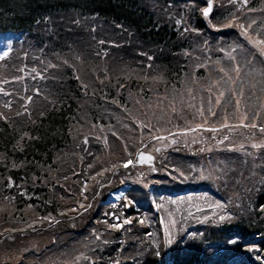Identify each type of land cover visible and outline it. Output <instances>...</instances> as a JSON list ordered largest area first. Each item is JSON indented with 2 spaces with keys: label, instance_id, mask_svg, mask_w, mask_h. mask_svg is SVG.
Returning a JSON list of instances; mask_svg holds the SVG:
<instances>
[{
  "label": "rangeland",
  "instance_id": "obj_1",
  "mask_svg": "<svg viewBox=\"0 0 264 264\" xmlns=\"http://www.w3.org/2000/svg\"><path fill=\"white\" fill-rule=\"evenodd\" d=\"M143 1L183 37L189 32L192 36L201 34L202 40L192 43L196 50L201 48L204 52L203 57L192 58L195 64L188 63L191 71H183L180 87L171 92H176L174 96L159 99L160 93L152 90L145 98L143 108L149 112L150 107L146 106H151L158 121L156 129L160 131L156 133L150 126L153 122L148 126L145 115L140 113L138 102L142 103L144 98L136 89L126 90L124 96L137 104L131 105V113L120 112L122 107L114 98L108 101L107 89L99 90L100 101L95 98L100 76H146L127 65L119 66L109 56L122 54L119 47L124 27L110 26L95 16L59 13L28 34L0 32V115L10 109L31 114L52 104L58 92L51 87L52 80L61 82L59 88L63 86L61 90L68 94L64 80L66 76H74L79 92V110L70 143L65 152L56 155L53 170L44 172L48 174L49 193L60 198L62 210L56 217L37 216L31 222L21 221L19 232H14L10 216L0 221V264H97L114 243L117 228L110 218L118 220L123 231L125 228L130 231L131 218L124 214L130 205L152 209L149 214H140L139 223H145V218L149 221L157 212L159 225L149 235L157 239L154 247L159 256L148 264H168L179 234H185L182 239L196 237L197 225L225 221L231 218L233 210L242 213L252 207L254 187L258 188L264 180V175L258 173L264 169V131L260 130L264 128V94L252 113L242 106V84L248 78L257 85L261 80L264 91V45L257 44L264 40V0L261 14L251 17L246 8L236 16L245 17L243 27L232 22L235 12L242 8L238 0ZM219 3L221 8L231 3L232 9L223 13L216 9ZM209 7L206 16L204 10ZM194 10L206 21L204 30L194 27L191 17ZM227 25L236 27L237 36L216 35ZM211 48L223 54V60H217V76H205L210 80L197 78L199 67L212 74ZM145 54L149 64L153 52ZM242 62L244 68L240 66ZM188 76L191 80L187 81ZM241 76H246L243 81L239 79ZM165 88L162 86L161 91ZM119 92L121 85L113 87L112 94ZM229 92L232 108L229 110L225 105L222 115L216 116L218 112L221 114L220 105ZM140 151L151 155V159H142L148 164L137 163ZM231 171L236 174L235 186L228 182ZM238 174H241L239 181ZM221 182L225 185L219 186ZM187 185L195 186L184 190ZM125 188L128 190L123 193ZM240 188L244 192L236 193ZM100 202L105 207L94 217ZM86 211L90 212L84 214ZM25 218L29 221L33 217L26 213ZM72 226H76V232H72ZM117 237L120 246L126 243L125 237ZM236 241L229 239L223 247L209 251V262L264 264L263 252L252 245L241 246L233 256L238 247ZM107 260L106 264H118L124 258L114 255Z\"/></svg>",
  "mask_w": 264,
  "mask_h": 264
},
{
  "label": "trees",
  "instance_id": "obj_2",
  "mask_svg": "<svg viewBox=\"0 0 264 264\" xmlns=\"http://www.w3.org/2000/svg\"><path fill=\"white\" fill-rule=\"evenodd\" d=\"M217 1L222 2L223 0ZM232 1L235 2V0H231V3ZM238 1H240L242 8L239 7L235 12V18L232 22H237L241 27L245 24L242 20H245V17L242 16L238 19L236 16L240 15L242 9L247 8V13L251 17L255 14H261L263 11V0ZM231 3L225 4L224 8H221L222 3H219L216 9H220L225 13L232 9ZM59 13L95 16L110 26L116 24V26L125 28L123 43L119 47L122 48L120 49L122 54L116 52L109 56L114 57L115 63L119 66L127 65L140 71L139 74H146V76H131L130 78H127L129 76H114V78L111 76L102 78L100 76L101 84L96 90L95 98L100 101L99 90L102 92L107 89L109 96L107 98H110L108 101L114 98L117 101L116 104L118 103L122 107L120 112L124 113L132 108V104L137 106L136 102H130L124 97L127 93L126 90L131 92L136 89L140 97L144 98L142 103L138 102L140 113L145 115L148 126L153 122L150 125L153 127V133L160 131L156 129L158 121L156 115L153 114L152 107L146 106L150 107L149 112L143 108L147 102L145 98H148L152 90L160 93L161 98L159 99L176 94V92H173V94L171 92L174 90L173 88L180 87L183 71H191L188 63L195 64V62H192V58L203 57L204 55L201 48L196 50V46L192 43V40L199 43L202 40V35L198 33L192 36L189 32L183 37L177 28L158 18L157 13L143 0H0V32L17 31L28 34L35 27L46 24L50 18ZM191 17L196 29L204 30L206 28L207 23L198 11L195 12L194 10ZM59 28L61 27L59 26ZM217 34H222L228 38V36H237L238 32L234 25H227V27H222L220 31H217ZM39 41L41 42V38ZM211 41L212 39L210 43H212ZM145 46H148L151 50L145 49ZM112 49L116 51L118 47H112ZM145 52H153V55L149 58V64H146L148 60H146ZM222 55L221 50L211 48L209 57H212L210 59L213 61L212 74L199 67L196 69L197 78L209 79L205 76H217L219 70L216 67L218 66L217 60H223ZM240 66L244 68V62ZM154 74L156 76H153ZM136 77L139 78L140 82L135 81ZM244 77L246 76H241L239 79L242 80ZM66 78L64 84H66V88H69L66 91L68 94L61 90L63 86L59 88L61 82L52 80L51 87L58 90V92H55L57 99L52 104H47L31 114L24 112L25 115L23 112L21 114L13 109L1 111L0 221H4L10 216L12 218L11 225L15 227L14 232L21 230L20 225H18L21 221L31 222L37 216L43 219L56 217L62 210L60 198H53L49 193L47 187L49 185L48 174L44 172L52 171L55 166L56 155L65 152V147L70 143L74 122L77 121L75 116L79 110V92L76 88V79L74 76H66ZM188 80H191L189 76L187 77ZM246 80H242L244 82L242 86L245 90H243L242 95L244 97L242 106L250 108L253 113L261 103V96L264 94L263 85L261 80L259 85L254 81H250L249 78ZM117 85H121V92L112 94L113 87L115 88ZM170 85H173V87H169ZM162 86H166V88L161 91ZM183 88L186 89L184 86ZM231 96V92L226 93V97L220 105V107L223 106L221 114L218 112L216 116L222 115L225 105L229 110L232 108ZM228 109L225 110L227 113ZM131 111L133 112V110H130L128 113H131ZM144 132L148 133L146 129ZM169 154L173 155L174 153L169 151ZM254 154L255 152H253ZM258 173L261 176L264 175V169H261ZM239 175L241 174L237 175L238 181L240 179ZM228 176L231 178L228 181L229 184L235 186V171H231ZM218 185L223 186L225 183L221 182ZM194 186L187 185L183 188L190 187L191 189ZM257 186L258 188L255 189L254 187L252 193V207L250 210H244L240 213L233 210L232 202H230V209L233 210L231 218L221 222L215 221L208 226L201 224L198 227L197 225L195 231L199 235L193 238L186 236L182 239L181 235L185 234H179L174 255L168 264H212L213 262L217 264V260L209 262L208 257L211 255L209 251L223 247L221 245L223 243L227 244L229 239H237L236 242H238L236 244L238 247H235L233 256L243 245L247 247L252 245L258 252L261 251L264 254V180ZM127 190L125 188L124 193ZM184 190L188 189L185 188ZM240 192H244L242 188L236 193ZM56 196H59V193H56ZM97 206L98 209L94 217L97 216V212L102 211L105 204L100 202ZM145 210V207L130 205L124 211L125 216L131 218L130 231L126 230L125 227L123 231L120 227L121 223L118 220H113V216L110 218V223L117 228L113 235L114 243L108 251L102 254L103 260H98L97 264H106L107 257L111 259L114 255L124 258V261L119 260L118 264H130L133 260L145 261L147 264L156 261L159 256L156 254L157 251L154 247L157 239H152L153 236L149 234L159 225L156 218L157 212L153 214L154 217H150L149 221L145 218V223H139L141 215L152 212L151 208ZM89 212L86 211L84 214ZM26 213H31L33 218L27 221L25 218ZM72 227V232H76L74 231L76 226ZM67 235L70 236L68 229ZM117 236L125 237L127 239L126 243L120 246V243L116 242L118 240ZM181 242H183L182 247L180 246ZM135 250L138 254L135 253Z\"/></svg>",
  "mask_w": 264,
  "mask_h": 264
},
{
  "label": "water",
  "instance_id": "obj_3",
  "mask_svg": "<svg viewBox=\"0 0 264 264\" xmlns=\"http://www.w3.org/2000/svg\"><path fill=\"white\" fill-rule=\"evenodd\" d=\"M142 157H143V159L145 158H148V159H151V155L150 154H148V153H146V152H143V151H140L139 153H138V155H137V163L138 164H143V163H145V164H148V161L147 160H143L142 161Z\"/></svg>",
  "mask_w": 264,
  "mask_h": 264
},
{
  "label": "snow or ice",
  "instance_id": "obj_4",
  "mask_svg": "<svg viewBox=\"0 0 264 264\" xmlns=\"http://www.w3.org/2000/svg\"><path fill=\"white\" fill-rule=\"evenodd\" d=\"M210 10H211L210 7H209V8H206V9L204 10V14L207 16ZM257 44H259V45H264V40L257 41ZM262 54H264V49H262ZM252 126L255 127V125H252ZM260 130H261V131H264V128H261ZM142 159H143V157H142ZM125 166H127V165H125ZM126 222H127V221H126Z\"/></svg>",
  "mask_w": 264,
  "mask_h": 264
}]
</instances>
